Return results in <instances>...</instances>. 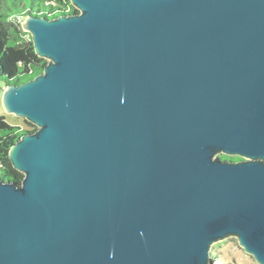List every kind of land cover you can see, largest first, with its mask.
<instances>
[{
    "label": "water",
    "instance_id": "water-1",
    "mask_svg": "<svg viewBox=\"0 0 264 264\" xmlns=\"http://www.w3.org/2000/svg\"><path fill=\"white\" fill-rule=\"evenodd\" d=\"M26 15L36 127L0 178V264H264V0H69ZM239 157L222 160L218 156Z\"/></svg>",
    "mask_w": 264,
    "mask_h": 264
},
{
    "label": "trees",
    "instance_id": "trees-1",
    "mask_svg": "<svg viewBox=\"0 0 264 264\" xmlns=\"http://www.w3.org/2000/svg\"><path fill=\"white\" fill-rule=\"evenodd\" d=\"M69 0H0V80L4 86L18 85L41 73L46 60L38 57L30 35L21 23L26 15L51 17L60 13H76ZM24 122L36 129L35 126ZM33 130V131H34ZM20 126L9 124L0 116V178L20 183L23 175L13 168L8 151L23 133H30ZM222 160H239V157L218 156ZM213 263L215 262L212 258Z\"/></svg>",
    "mask_w": 264,
    "mask_h": 264
},
{
    "label": "rangeland",
    "instance_id": "rangeland-1",
    "mask_svg": "<svg viewBox=\"0 0 264 264\" xmlns=\"http://www.w3.org/2000/svg\"><path fill=\"white\" fill-rule=\"evenodd\" d=\"M4 87L3 81L0 80V116H3L11 125L20 126L27 131H33L34 128L28 126L24 119L4 112L1 104V95ZM210 255L215 260L213 264H257L251 255L243 251L234 237L214 243L210 248Z\"/></svg>",
    "mask_w": 264,
    "mask_h": 264
}]
</instances>
